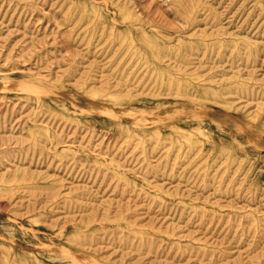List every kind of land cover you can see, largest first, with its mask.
I'll return each instance as SVG.
<instances>
[{
    "label": "rangeland",
    "instance_id": "374dc122",
    "mask_svg": "<svg viewBox=\"0 0 264 264\" xmlns=\"http://www.w3.org/2000/svg\"><path fill=\"white\" fill-rule=\"evenodd\" d=\"M0 264H264V0H0Z\"/></svg>",
    "mask_w": 264,
    "mask_h": 264
}]
</instances>
